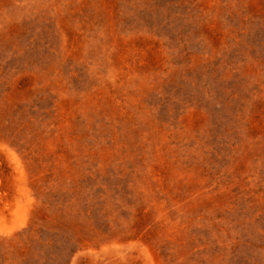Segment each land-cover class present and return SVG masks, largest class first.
Masks as SVG:
<instances>
[{
  "label": "rangeland",
  "instance_id": "1",
  "mask_svg": "<svg viewBox=\"0 0 264 264\" xmlns=\"http://www.w3.org/2000/svg\"><path fill=\"white\" fill-rule=\"evenodd\" d=\"M0 264H264V0H0Z\"/></svg>",
  "mask_w": 264,
  "mask_h": 264
}]
</instances>
